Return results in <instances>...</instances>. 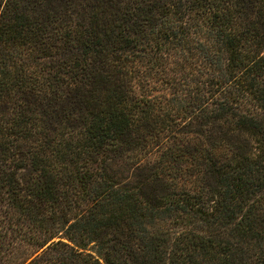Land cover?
Returning a JSON list of instances; mask_svg holds the SVG:
<instances>
[{"label": "trees", "instance_id": "obj_1", "mask_svg": "<svg viewBox=\"0 0 264 264\" xmlns=\"http://www.w3.org/2000/svg\"><path fill=\"white\" fill-rule=\"evenodd\" d=\"M0 264H264V0H0Z\"/></svg>", "mask_w": 264, "mask_h": 264}]
</instances>
